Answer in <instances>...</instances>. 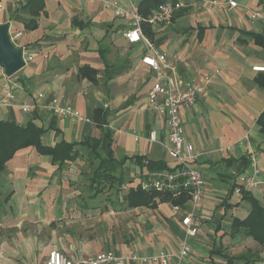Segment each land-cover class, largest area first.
I'll list each match as a JSON object with an SVG mask.
<instances>
[{
	"label": "crops",
	"instance_id": "1",
	"mask_svg": "<svg viewBox=\"0 0 264 264\" xmlns=\"http://www.w3.org/2000/svg\"><path fill=\"white\" fill-rule=\"evenodd\" d=\"M26 1L0 0V22L9 23L24 57L32 56L11 76L0 67V92L11 90L19 104L36 101L41 92V104L65 99L87 120L55 115L43 106L27 112L16 105L1 109L0 119L46 129L42 143L75 142L78 155L58 167L49 155L28 146L0 170V264H45L53 247L75 260L105 250L124 256L176 251L191 198L177 203L178 211L169 201L128 207L118 198L122 188L127 194L150 171L136 158L161 160L170 168L176 164L166 150L165 116L147 101L155 72L141 62L146 47L124 39L134 20L115 10H131L139 0H43L35 28L25 27L31 16L19 8ZM172 1L182 6L170 22L150 23L151 37H146L165 53L179 78L193 80L198 88L195 103L180 109L185 139L197 153L194 165L205 180L193 209L198 232L189 239L186 264H264V244L242 227L233 232L231 225L235 217L249 214L242 195L231 192L234 186L249 191L264 208V128L258 122L264 121V70L252 69L264 65V48L251 36L264 34V0H236V7L226 0ZM255 11L261 16L252 19ZM163 72L174 75L170 68ZM103 115L106 122L100 125L96 120ZM106 128L113 141L112 167L126 182L113 201L106 197L111 203L100 204L101 192L90 180L98 164L91 145L101 141ZM151 130L157 141L148 140ZM96 150L108 158L103 148ZM252 157L260 170L255 185L238 181L251 175ZM205 214L206 221L201 219Z\"/></svg>",
	"mask_w": 264,
	"mask_h": 264
},
{
	"label": "built area",
	"instance_id": "2",
	"mask_svg": "<svg viewBox=\"0 0 264 264\" xmlns=\"http://www.w3.org/2000/svg\"><path fill=\"white\" fill-rule=\"evenodd\" d=\"M227 4L231 7H236V0H226ZM182 6L181 2L172 0L159 3L151 14L146 18V21L151 24L168 23L170 22L176 10ZM118 15H124L126 12L134 20V26L126 28L123 32V37L129 43L143 42L146 47V54L142 56L141 62L146 64L155 72L154 83L147 92V101L150 106L156 111L165 116L168 125V145H166L167 154L175 161V166L172 168H161L160 170H150L146 173L144 179L138 184L143 190H155L158 192L166 191L176 196L182 192H187L191 198L192 210L182 214L181 224L185 227L184 237L180 240L179 247L176 251L167 249L160 250L156 253L148 255H139L137 253L127 256L116 254L112 250H105L98 252L88 259H72L67 256L62 250L53 247L49 250L46 256L45 264H125L126 260H139L142 263L157 262L160 264H186L187 258L190 256V243L189 239L195 236L198 232V226L193 220V209L196 208L197 201L201 198L205 180L202 172L194 165L197 158L194 145L191 141L185 139L184 126L181 118V108L184 110L189 109L196 101L198 88L193 80H183L175 73V66L166 64V55L163 52L155 49L150 39L146 37L141 27V16L138 14L136 6L131 10H122L116 7ZM261 16L259 11L252 12L251 18ZM264 17V16H263ZM24 57V56H23ZM25 61L31 60L32 56L24 57ZM164 68L172 69V76L166 75L163 72ZM253 70H264V65L253 66ZM1 72L5 74L1 68ZM44 97V93L37 94V100L34 102L15 101L14 93L11 90L0 92V111L3 107L19 106L22 112H27L35 108L43 106L47 111L52 114H57L63 117H74L80 121H86L84 117L75 107L57 97H52L49 101L41 104L39 100ZM137 139V137L135 136ZM148 140H156V132L151 130L148 134ZM251 175L248 178L241 175L238 177L240 182H249L257 184L255 176L260 173L258 166L255 163V158L250 159ZM240 187L235 186L233 192L240 193ZM174 211H178L180 206L174 205ZM201 219L204 221L209 219L208 215H202Z\"/></svg>",
	"mask_w": 264,
	"mask_h": 264
},
{
	"label": "trees",
	"instance_id": "3",
	"mask_svg": "<svg viewBox=\"0 0 264 264\" xmlns=\"http://www.w3.org/2000/svg\"><path fill=\"white\" fill-rule=\"evenodd\" d=\"M169 0H139L136 5L138 14L143 18H147L155 7L162 2ZM198 1V0H195ZM19 9L24 10L30 14V20L26 22L25 27L35 28L37 25L38 16L44 9L43 0H27L26 3ZM143 31L146 36L151 37L150 23L141 20L140 22ZM254 42L261 45L264 48V34H251ZM98 110H95L97 112ZM96 119H98L96 117ZM103 125L105 121L104 115L101 119L96 120ZM261 127L264 128V121L258 119ZM46 131L43 127H39L31 121H28L25 125H20L15 121H8L0 119V170L4 168L6 162L14 155V153L28 146H33L40 155H49L51 160L57 163L58 167L63 166L66 162L65 159H72L78 155L75 142H66L65 140L58 141L55 145L42 143V134ZM112 138L111 130L106 128L104 130L101 141H94L91 145L94 149L93 156L98 161L97 166H93L92 175L90 177L91 185L96 186V193L102 192L105 187L114 188L116 192L120 189L121 184L126 182L125 177L120 173L116 174L113 169L115 162L112 156ZM100 146L106 152L108 158L97 154L96 148ZM136 162L140 168L148 170H160L167 167L161 160L151 161L143 158H136ZM235 185V184H234ZM235 187V186H234ZM234 187L231 192H233ZM242 199L249 204V214L244 219L234 218L232 220V231L235 232L237 228L242 227L248 236H252L259 243L264 244V208L260 202L247 190H240ZM123 199L126 200L127 206H147L148 204L156 205L158 203L169 201L173 204L181 203L185 204L190 200L187 192H182L176 196H172L171 193L166 191L155 190H143L140 185L132 186L127 194L123 195Z\"/></svg>",
	"mask_w": 264,
	"mask_h": 264
},
{
	"label": "water",
	"instance_id": "4",
	"mask_svg": "<svg viewBox=\"0 0 264 264\" xmlns=\"http://www.w3.org/2000/svg\"><path fill=\"white\" fill-rule=\"evenodd\" d=\"M23 56V48L12 41L9 23L0 22V67L6 76L25 66Z\"/></svg>",
	"mask_w": 264,
	"mask_h": 264
},
{
	"label": "rangeland",
	"instance_id": "5",
	"mask_svg": "<svg viewBox=\"0 0 264 264\" xmlns=\"http://www.w3.org/2000/svg\"><path fill=\"white\" fill-rule=\"evenodd\" d=\"M123 192H125L124 188H122V190L119 192V195H118L119 199H121V197H123V195H122ZM116 193L117 192L114 189H105V190H103V192L98 194V195H100L102 197V200H103V201L100 202V204L103 203L104 201H106V203H111L113 201V199L116 198ZM106 197L110 198L112 201L107 200ZM120 203L122 204L123 201H120Z\"/></svg>",
	"mask_w": 264,
	"mask_h": 264
}]
</instances>
